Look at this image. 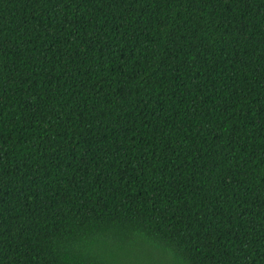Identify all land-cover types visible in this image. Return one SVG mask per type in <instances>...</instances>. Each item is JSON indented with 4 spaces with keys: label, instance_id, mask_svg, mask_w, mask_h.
Segmentation results:
<instances>
[{
    "label": "trees",
    "instance_id": "1",
    "mask_svg": "<svg viewBox=\"0 0 264 264\" xmlns=\"http://www.w3.org/2000/svg\"><path fill=\"white\" fill-rule=\"evenodd\" d=\"M0 264H264V0H0Z\"/></svg>",
    "mask_w": 264,
    "mask_h": 264
},
{
    "label": "rangeland",
    "instance_id": "2",
    "mask_svg": "<svg viewBox=\"0 0 264 264\" xmlns=\"http://www.w3.org/2000/svg\"><path fill=\"white\" fill-rule=\"evenodd\" d=\"M98 248H101V249H103V250H105V248L104 247H102V246H97ZM107 249V248H106ZM109 252V251H108ZM134 254V253H133ZM121 255V259L120 260H126L127 261V259H128V256L130 255V253H127L126 255H125V257L123 258V254H120ZM131 257L133 258L134 257V255H131L129 258L131 259Z\"/></svg>",
    "mask_w": 264,
    "mask_h": 264
}]
</instances>
